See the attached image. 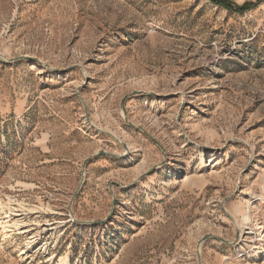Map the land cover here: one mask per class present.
<instances>
[{
  "label": "rangeland",
  "instance_id": "1",
  "mask_svg": "<svg viewBox=\"0 0 264 264\" xmlns=\"http://www.w3.org/2000/svg\"><path fill=\"white\" fill-rule=\"evenodd\" d=\"M224 1L0 0V264H264V0Z\"/></svg>",
  "mask_w": 264,
  "mask_h": 264
},
{
  "label": "trees",
  "instance_id": "2",
  "mask_svg": "<svg viewBox=\"0 0 264 264\" xmlns=\"http://www.w3.org/2000/svg\"><path fill=\"white\" fill-rule=\"evenodd\" d=\"M213 1H215L217 4H221V5L226 6L228 8H230V6H231V4L229 2L224 1V0H213ZM241 10H242V8H241Z\"/></svg>",
  "mask_w": 264,
  "mask_h": 264
},
{
  "label": "bare ground",
  "instance_id": "3",
  "mask_svg": "<svg viewBox=\"0 0 264 264\" xmlns=\"http://www.w3.org/2000/svg\"><path fill=\"white\" fill-rule=\"evenodd\" d=\"M250 220H251V219H250L249 216H246V217H245V221H246V222H250Z\"/></svg>",
  "mask_w": 264,
  "mask_h": 264
}]
</instances>
